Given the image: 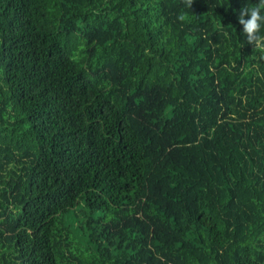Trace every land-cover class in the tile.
<instances>
[{
  "label": "trees",
  "instance_id": "trees-1",
  "mask_svg": "<svg viewBox=\"0 0 264 264\" xmlns=\"http://www.w3.org/2000/svg\"><path fill=\"white\" fill-rule=\"evenodd\" d=\"M258 2L0 0V264H264Z\"/></svg>",
  "mask_w": 264,
  "mask_h": 264
},
{
  "label": "clouds",
  "instance_id": "clouds-1",
  "mask_svg": "<svg viewBox=\"0 0 264 264\" xmlns=\"http://www.w3.org/2000/svg\"><path fill=\"white\" fill-rule=\"evenodd\" d=\"M187 8H192L194 0H183ZM186 14H180L178 19L183 21ZM239 24L243 27V34L246 42L253 46V51L260 54V58L264 59V0H259L251 6L246 5L240 10L238 17Z\"/></svg>",
  "mask_w": 264,
  "mask_h": 264
}]
</instances>
